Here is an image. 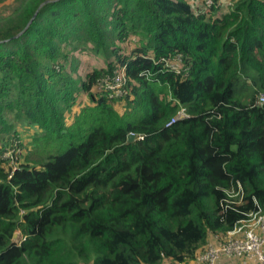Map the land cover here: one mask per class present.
I'll list each match as a JSON object with an SVG mask.
<instances>
[{
  "label": "trees",
  "instance_id": "16d2710c",
  "mask_svg": "<svg viewBox=\"0 0 264 264\" xmlns=\"http://www.w3.org/2000/svg\"><path fill=\"white\" fill-rule=\"evenodd\" d=\"M229 1L1 8L0 264H188L264 213V0Z\"/></svg>",
  "mask_w": 264,
  "mask_h": 264
},
{
  "label": "built area",
  "instance_id": "2783aa9c",
  "mask_svg": "<svg viewBox=\"0 0 264 264\" xmlns=\"http://www.w3.org/2000/svg\"><path fill=\"white\" fill-rule=\"evenodd\" d=\"M201 2V5L205 8L215 5H225L226 7L232 5L231 1L223 3L221 0L216 2L215 0H202ZM181 66L180 57L178 56L176 61L169 65V68L179 73ZM126 85L127 78L123 67L116 71L112 77L103 79L98 86V90L107 93L110 98L120 99L126 96ZM257 103L258 105H264V95L259 96ZM187 117L186 109L181 107L166 126ZM138 138L142 139V137ZM222 256L246 259L251 261V264H264V213L249 215L246 220L238 223L233 230L225 235H211L205 250L188 264H217Z\"/></svg>",
  "mask_w": 264,
  "mask_h": 264
},
{
  "label": "rangeland",
  "instance_id": "374dc122",
  "mask_svg": "<svg viewBox=\"0 0 264 264\" xmlns=\"http://www.w3.org/2000/svg\"><path fill=\"white\" fill-rule=\"evenodd\" d=\"M198 1H202V0H198ZM10 2L12 3V0H6V2H5L4 4H1V5H0V10H1V8L4 9V8L10 6V5H11ZM222 2H223V1H222ZM200 3L202 4V2H200ZM232 3H233V2H232ZM88 53L91 54V52H88ZM67 54H69V53H67ZM70 57H71V56H70ZM73 57H74V55H73ZM96 58H97V57H96ZM72 61L75 62V61H77V59L74 58ZM75 63H76V62H75ZM67 65H69V64H67ZM116 108H117V111L119 112V114H122V113H124V112L126 111V109L122 106L121 103H120L119 105H117ZM81 110H82V108H81L80 106H74V107L72 108V110H70V111L64 113V114H65V119H66L67 125H70V124L72 123V121L78 116V114L81 113ZM18 128L20 129L21 127H18ZM22 129H25V128H22ZM22 139H23V140L27 139L26 133H23V135H22ZM18 151H19V150H16V154H15L14 151H13V148H10V149H8L7 151L4 152V156H3V157L15 158L16 155H17V153H18ZM18 162H19V163L23 162V157H22V158L19 157V161H18ZM16 165H17V163H15V162L12 164L13 167H15ZM15 233H19V231L16 230ZM19 236H20L19 239L21 240V235H20V233H19ZM20 240H19V242H20ZM207 244H208V243H207Z\"/></svg>",
  "mask_w": 264,
  "mask_h": 264
},
{
  "label": "crops",
  "instance_id": "0c3cea01",
  "mask_svg": "<svg viewBox=\"0 0 264 264\" xmlns=\"http://www.w3.org/2000/svg\"><path fill=\"white\" fill-rule=\"evenodd\" d=\"M190 2H198V0H189ZM223 3L228 2L229 0H221ZM222 10H227L228 8L223 5ZM217 264H251V261H248L246 259H238V258H233V257H227V256H222L218 260Z\"/></svg>",
  "mask_w": 264,
  "mask_h": 264
},
{
  "label": "water",
  "instance_id": "95a60500",
  "mask_svg": "<svg viewBox=\"0 0 264 264\" xmlns=\"http://www.w3.org/2000/svg\"><path fill=\"white\" fill-rule=\"evenodd\" d=\"M135 139H136V135L129 134V136H128V142L129 143L133 142ZM19 238H20L19 233H14L12 243H15V244L19 243V240H20Z\"/></svg>",
  "mask_w": 264,
  "mask_h": 264
}]
</instances>
